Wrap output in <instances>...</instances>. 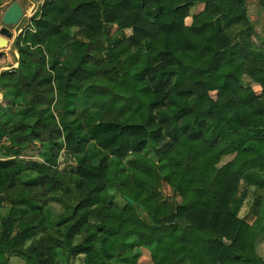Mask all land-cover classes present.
<instances>
[{"label": "trees", "instance_id": "obj_1", "mask_svg": "<svg viewBox=\"0 0 264 264\" xmlns=\"http://www.w3.org/2000/svg\"><path fill=\"white\" fill-rule=\"evenodd\" d=\"M33 22L16 69L0 53V264H138L152 246L154 264H264L246 0H46Z\"/></svg>", "mask_w": 264, "mask_h": 264}, {"label": "rangeland", "instance_id": "obj_2", "mask_svg": "<svg viewBox=\"0 0 264 264\" xmlns=\"http://www.w3.org/2000/svg\"><path fill=\"white\" fill-rule=\"evenodd\" d=\"M45 1L46 0H3L2 5L0 6V40L3 39L7 41L11 33H13V36L11 35V38L8 40L9 44L3 46L0 45V53H5L8 59L7 67L4 68L3 70H11L18 67L19 54L18 51L14 49V43L21 32L33 29V23H34L33 19L35 15L39 13ZM14 2H18L22 6L25 16L23 17L21 23L18 26H9L7 27L9 30H7L6 28H4L6 26L2 23V18L4 13L7 11V9ZM246 6L248 11V16L250 21L252 22V25L254 26V30L256 31L260 39H264V4L261 2V0H246ZM204 7H205L204 5H198L191 8L190 10L191 16H195L200 12H202L204 10ZM187 24L188 25L191 24V18L187 19ZM240 29H241L240 26H238L237 28H233L229 32V34L233 36ZM2 34L9 37L7 38L5 36H2ZM83 113L84 110L79 109L78 115L79 116L83 115ZM4 157L5 155L3 154L2 151H0V158H4ZM232 159L233 156L222 159L217 167L218 168L222 167L224 164L230 162ZM33 160L41 161L40 158H33ZM257 193H261L258 187L255 186L249 187V191L247 195L245 196L244 199H242L241 203L238 206V209H236L238 216L241 218H247L250 221V223H252V221L254 220L253 218L250 217V209H251V205L255 200V194ZM114 201L117 205L123 206L126 199L125 197L121 198L120 196H115ZM262 208L263 205L259 210L260 217H262L261 216ZM8 211L9 209H5L2 211V213L5 215L6 213H8ZM55 213H57V211H55ZM97 247L98 249H100L101 245L98 244ZM257 249L264 256V235L260 236L259 241L257 243ZM149 250L148 251L143 250V255L140 254L141 257L138 259V264H154L151 254H155L156 246L150 247ZM61 263L65 264L64 258L61 259ZM13 264H21V263L19 261H16Z\"/></svg>", "mask_w": 264, "mask_h": 264}, {"label": "water", "instance_id": "obj_3", "mask_svg": "<svg viewBox=\"0 0 264 264\" xmlns=\"http://www.w3.org/2000/svg\"><path fill=\"white\" fill-rule=\"evenodd\" d=\"M24 16L25 13L22 6L18 2H14L3 15L2 23L6 26L4 28L8 29L7 27L9 26H18ZM7 44H9V41L7 42ZM125 199L129 204L133 206L136 205L130 198L125 197Z\"/></svg>", "mask_w": 264, "mask_h": 264}, {"label": "bare ground", "instance_id": "obj_4", "mask_svg": "<svg viewBox=\"0 0 264 264\" xmlns=\"http://www.w3.org/2000/svg\"><path fill=\"white\" fill-rule=\"evenodd\" d=\"M7 30H8V29H7ZM11 35L13 36V33H11ZM11 35H10V37H9V36H5L4 34H2V36H5V37H7V38L9 37V39L11 38ZM9 39H8V40H9ZM8 40H7V41H8ZM7 41L1 39V40H0V44H1V46L6 45V44H7Z\"/></svg>", "mask_w": 264, "mask_h": 264}, {"label": "crops", "instance_id": "obj_5", "mask_svg": "<svg viewBox=\"0 0 264 264\" xmlns=\"http://www.w3.org/2000/svg\"><path fill=\"white\" fill-rule=\"evenodd\" d=\"M17 68V67H16ZM15 68V69H16ZM227 164V163H226ZM225 165V164H224ZM262 195H263V203H262V205H263V208H262V210H261V216L264 218V191H263V193H262ZM259 254L261 255V256H263L260 252H259Z\"/></svg>", "mask_w": 264, "mask_h": 264}]
</instances>
